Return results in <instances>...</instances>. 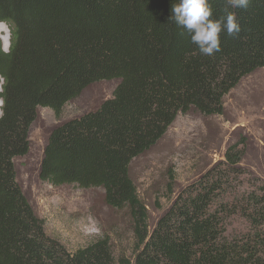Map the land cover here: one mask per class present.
Listing matches in <instances>:
<instances>
[{"label": "trees", "instance_id": "trees-1", "mask_svg": "<svg viewBox=\"0 0 264 264\" xmlns=\"http://www.w3.org/2000/svg\"><path fill=\"white\" fill-rule=\"evenodd\" d=\"M178 0H0V264H264V182L244 175L245 140L187 184L153 226L129 168L180 113L221 115L224 98L264 67V0L231 8L236 36L203 55L171 19ZM115 80L109 98L47 136L38 176L54 187L100 188L127 213L129 254L103 234L68 250L45 232L16 179L38 107L57 118L88 85Z\"/></svg>", "mask_w": 264, "mask_h": 264}, {"label": "rangeland", "instance_id": "rangeland-1", "mask_svg": "<svg viewBox=\"0 0 264 264\" xmlns=\"http://www.w3.org/2000/svg\"><path fill=\"white\" fill-rule=\"evenodd\" d=\"M115 85V80L88 85L64 106L59 118L50 108L38 107L29 129V150L14 160L17 183L43 220L45 232L68 250L103 234L110 238L115 255L129 254L133 242L127 213L107 206L100 188L54 187L38 176L52 128L97 107L111 96ZM223 104L221 115L203 116L194 110L178 114L163 137L132 161L129 173L147 208L150 226L181 189L221 160L228 145L241 139L246 145L240 164L244 175L264 182V67L242 78Z\"/></svg>", "mask_w": 264, "mask_h": 264}, {"label": "clouds", "instance_id": "clouds-1", "mask_svg": "<svg viewBox=\"0 0 264 264\" xmlns=\"http://www.w3.org/2000/svg\"><path fill=\"white\" fill-rule=\"evenodd\" d=\"M248 4L249 0H227L231 8H247ZM171 13L170 19L189 34L191 42L203 55L212 56L220 51L221 32L229 36H236L240 32L234 12L228 11L219 19L212 18L209 0H178L172 5Z\"/></svg>", "mask_w": 264, "mask_h": 264}, {"label": "bare ground", "instance_id": "bare-ground-1", "mask_svg": "<svg viewBox=\"0 0 264 264\" xmlns=\"http://www.w3.org/2000/svg\"><path fill=\"white\" fill-rule=\"evenodd\" d=\"M0 34L3 41V47L6 49L8 47V28L3 23H0Z\"/></svg>", "mask_w": 264, "mask_h": 264}]
</instances>
